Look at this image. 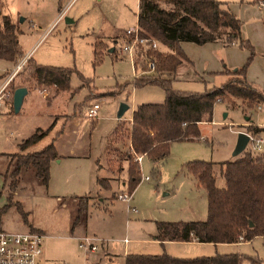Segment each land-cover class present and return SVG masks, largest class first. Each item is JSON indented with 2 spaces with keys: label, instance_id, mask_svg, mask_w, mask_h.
<instances>
[{
  "label": "rangeland",
  "instance_id": "374dc122",
  "mask_svg": "<svg viewBox=\"0 0 264 264\" xmlns=\"http://www.w3.org/2000/svg\"><path fill=\"white\" fill-rule=\"evenodd\" d=\"M37 1L0 0L1 14L12 22L26 17L16 35L22 54L15 62L30 50V57L37 64L72 68L76 72L70 74L67 90L46 93L53 97L47 106L40 105L46 114H40L34 97L16 113L8 109L12 108V95H7L2 103L0 112L8 111L5 113L11 117H0V231L23 233L30 228L41 231V264H124L126 255L194 258L227 253L256 257L264 264V240L258 236L249 241L219 245L161 244L153 238L157 221L206 218L205 192L188 173V164L196 160L214 162L215 185L222 187L217 163L233 158L236 135L239 131L245 132V124L242 125L245 115L264 126V104L246 108L238 100L233 107L217 101L212 107L211 121L197 124V138L171 142L168 154L157 165L145 156L136 162L125 137H117L108 146L107 143L120 124L124 129L129 125L128 117L136 105L162 103L165 92L158 85L133 86L134 77L148 78L155 74V69L144 73L148 67L147 61L142 62L141 54L136 53L138 56L132 60L120 53L124 35L105 44L101 42L104 47L99 50L98 61L94 62L92 52L94 42L107 40L112 27L123 32L135 28L134 7L125 4L131 0H76L65 18L76 9L80 13L71 23H65L63 18L48 32V17L37 13ZM218 1L225 3L240 20L241 38L253 47L254 55L246 71L251 67L253 76L264 78V65L257 60L264 53L260 50L264 46L260 24L264 11L259 9V1ZM85 5L88 8L83 10ZM181 43L180 48L190 63L181 62L186 65L179 66L173 76L167 77L170 89L178 92L202 93L219 87L227 77L224 71L240 67L249 55L246 48L237 44L183 42L182 46ZM155 44L154 50L167 52L156 40ZM107 48H113L114 52H108ZM145 49L138 45L136 51ZM5 62L0 59V83L15 65V62ZM37 88L33 85L30 94L44 97ZM93 102L99 108L95 118L88 119L85 111ZM120 103L126 104L127 109L117 118ZM52 121V128L35 146L39 150L52 143L57 153L49 163L47 184L43 185L30 169H22L18 176H13L16 158L12 159L9 154L18 151V137H26L35 127L44 129ZM115 147L119 153L111 150ZM128 152L131 161L139 166L141 177L130 192L128 203L134 212L128 211V203L116 198V194L129 191L126 164L120 171L122 158ZM260 152L264 153V144ZM9 159L13 160L12 165H8ZM101 178L107 180L108 186L99 184ZM83 197L88 203L75 219L78 199ZM83 237L96 243V251L90 253L78 247ZM91 256L97 258L89 262L87 259ZM241 264L250 262L245 258Z\"/></svg>",
  "mask_w": 264,
  "mask_h": 264
},
{
  "label": "trees",
  "instance_id": "16d2710c",
  "mask_svg": "<svg viewBox=\"0 0 264 264\" xmlns=\"http://www.w3.org/2000/svg\"><path fill=\"white\" fill-rule=\"evenodd\" d=\"M258 1L264 4V0ZM136 26L139 36L156 40L167 48V52L150 48L136 51L138 55L141 54L142 62L152 61L155 74L148 78L134 77L133 86L158 85L164 90L165 98L162 103L136 105L131 112L129 125L124 129L123 124H120L107 146L117 137H125L130 152L145 156L157 165L168 154L171 142L192 140L199 136L197 124L211 121L215 102L223 101L233 107L234 101L238 100L246 108L264 103V94L245 77L246 68L254 55L253 47L241 38V22L225 3L218 0H138ZM17 33L16 26L8 17L1 16V60L15 62L21 56ZM181 42L196 45L217 42L222 46L237 44L238 47L246 48L249 55L240 67L224 71L227 77L219 87L202 93L178 92L170 89V80L167 77L175 74L181 62L190 63L180 48ZM103 47L101 42H94V62L98 61L99 50ZM137 54L135 56H138ZM133 65L135 67V62ZM22 69L23 71H18L7 85V91L11 94L20 85L15 77H20V83L25 85L27 90L37 85V89L45 88L49 93L50 88L53 94H59L69 88L70 74L76 72L72 68L36 64L29 58ZM48 98L46 94L44 99ZM53 123L54 121L45 129H35L20 141L18 149L23 150L37 142L51 129ZM243 127L245 132L252 136L264 132V127L252 124ZM111 150L118 152L116 147ZM10 157L16 158L13 176L16 177L21 167H31L35 176L46 185L49 163L57 157V153L53 144L49 143L39 150L17 152ZM131 159L129 152L122 158L127 161L128 192H131L141 179L139 166ZM214 165V162L196 160L187 166V171L195 179L196 185L205 192L206 218L191 221H157L154 239L194 240L215 245L239 242V236L242 241H249L256 236L264 238V160L261 155L246 147L237 156L218 162L223 179L222 187L215 185ZM85 204L84 197L78 199L75 219L85 208ZM245 258L250 264H261L256 257H245L237 253L194 258H174L165 254L126 255L124 264H241Z\"/></svg>",
  "mask_w": 264,
  "mask_h": 264
},
{
  "label": "built area",
  "instance_id": "2783aa9c",
  "mask_svg": "<svg viewBox=\"0 0 264 264\" xmlns=\"http://www.w3.org/2000/svg\"><path fill=\"white\" fill-rule=\"evenodd\" d=\"M258 3L260 4V7L264 9V4L261 1ZM64 12L65 7L57 13L55 20H60L63 17ZM123 35L124 41L120 44L119 51L120 53L127 54L132 60L135 56L138 45L150 49H154L156 47L154 39L139 36L137 26L133 29H126ZM28 55L29 53L22 56L19 61L15 63L14 68L8 72L1 81L0 108L7 95H9V97L12 95L7 91V85L14 75L21 69L27 60ZM147 67L148 68L144 73L153 72L154 66L152 61H147ZM37 92L41 93L42 96H45L47 93L45 88H40ZM98 108L99 105L97 102L92 103L87 107L85 117L88 119H94ZM245 133L249 137L247 146L250 150L256 153L260 152L261 146L264 144V137L259 135L252 136L247 132ZM141 157L142 155L134 154V161L139 162ZM144 179H146V177ZM116 198L128 203L130 200V192L119 193L116 195ZM128 211L135 210L133 208H128ZM42 238V233L37 230H28L23 233H7L0 231V264H41L39 258L42 253ZM238 240L242 241V237L239 236ZM78 247L90 253H93L97 249L96 243L86 237H83L78 241ZM61 264L67 263L62 262Z\"/></svg>",
  "mask_w": 264,
  "mask_h": 264
},
{
  "label": "crops",
  "instance_id": "0c3cea01",
  "mask_svg": "<svg viewBox=\"0 0 264 264\" xmlns=\"http://www.w3.org/2000/svg\"><path fill=\"white\" fill-rule=\"evenodd\" d=\"M76 2V0H38L37 1V3L35 4V8L37 9V13L38 14H42V15H44L45 17H48V22H47V24L48 23H50L49 25H48V28H47V30H46V32H48V31H50V29H51V27H52V25L53 24H57V23H59L63 18H65V16H66V14H68V11L72 8V6L74 5V3ZM137 2H138V0H131L129 3H125V4H129L130 6H132V7H134V12H133V15H134V17H135V24H136V11H137ZM83 5L81 4V7H82ZM65 7V12H64V15H63V17L60 19V20H58V21H56L55 20V18H56V15H57V13L62 9V8H64ZM86 8H88V5H85L82 9L84 10V9H86ZM259 9H261L262 11H263V9L259 6ZM82 10V11H83ZM80 13V10H74L71 14H69V17H66L65 19H64V21H65V23H71L72 22V18H74L75 17V15L76 14H79ZM1 16H4L3 14H1V9H0V17ZM68 16V15H67ZM100 16L101 17H103L104 16V13H101L100 14ZM25 18L26 17H21V18H19L18 19V21H16V22H12L9 18V20L16 26V28H17V30H18V32L20 31V24L25 20ZM260 24H261V27H262V31H263V34H264V22L263 21H261L260 22ZM50 27V28H49ZM108 33H111V35L110 36H108V39L107 40H104V41H99V42H102V43H107L108 42V40L110 41V40H118L119 38H121V36L123 35V30L122 29H115V27H112L109 31H108ZM95 42H97V41H95ZM18 43V42H17ZM181 45L183 46L184 45V43L182 42L181 43ZM108 50V52H114V49L113 48H107ZM262 52H264V46H263V49H260ZM30 50L28 51V52H26L25 54H23V56L24 55H26V54H28L29 53V55H28V58L30 59V60H32L31 59V57H30ZM92 52H93V50H92ZM27 58V59H28ZM257 60H259L260 61V63L262 64V65H264V53H261L258 57H257ZM33 62H34V60H32ZM10 61H6L5 63H9ZM10 63H12V62H10ZM16 63V62H15ZM183 63H186V64H189V63H187V62H183ZM183 63H181L179 66H181V65H186V64H183ZM37 64V63H36ZM40 65H42V64H40ZM49 66H51V65H49ZM67 68V67H66ZM251 69V67L246 71V78L253 84V86L258 90V91H260L262 94H264V78L261 76V78H258V77H256V76H253L251 73H250V70ZM2 77H3V75H2ZM3 80V79H2ZM1 80V81H2ZM15 80L16 81H18L17 83L18 84H20V85H18V87H23L24 86V88H25V85H22L20 82V77H15ZM31 90H32V88H30V89H26V94L23 96V98H22V102H21V105H20V108H21V106L25 103V104H27V103H30V100L32 99V97H34V99L37 101V103L39 104L38 106H39V111H40V114L43 112V114H46L45 112H44V108L43 107H40V105L42 104V103H44L46 106L49 104V102L50 101H52V99H53V97L52 96H49V98L48 99H44V97H38V96H36V95H31L30 94V92H31ZM49 90V92L51 91L50 90V88L48 89ZM56 96V95H55ZM94 103V102H93ZM260 103H263V102H260ZM259 104V103H258ZM264 104V103H263ZM8 106V105H7ZM11 107H12V105H11ZM20 108H19V110H20ZM9 109V111H12L11 109L12 108H8ZM18 110V111H19ZM133 110V109H132ZM5 112H8V111H4V112H0L2 115L0 116V117H3V118H6V119H8V118H10L11 117V115L9 114H6ZM132 112V111H131ZM73 115V113L70 115V116H72ZM130 116H131V114H130ZM130 116L128 117V120L130 119ZM128 120H126V121H128ZM251 123H253V124H255L256 126H259V127H264V126H262V125H259V124H257V123H255L253 120H251L250 119V116H244V122H243V124L242 125H247V124H251ZM54 124V123H53ZM49 126V125H48ZM47 126V127H48ZM46 127V128H47ZM37 128H39V129H43V128H40V127H35L34 129H33V131H31L27 136H29L32 132H34V130L35 129H37ZM52 128V127H51ZM45 129V128H44ZM47 134V133H46ZM45 134V135H46ZM44 135V136H45ZM26 136V137H27ZM43 136V137H44ZM259 136H262V137H264V132H262V133H260V135ZM26 137H24V138H26ZM42 137V138H43ZM17 138V137H16ZM24 138H21V137H18V141H17V147H18V144L20 143V141L21 140H23ZM41 138V139H42ZM41 139H39L37 142H35V143H33V144H31V145H29V146H27V147H25L23 150H19L18 149V151H16V152H12V153H10L9 155H11V154H14V153H17V152H20V153H27V152H33V151H36V144L41 140ZM247 145H248V143H247ZM246 145V147H248ZM263 145V144H262ZM261 150V149H260ZM259 154L261 155V157H262V159L264 160V153H262V152H259ZM60 160H58L57 162H59ZM12 163H13V160L12 159H9V164L8 165H12ZM96 163V165L97 166H99L98 165V163H97V161L95 162ZM123 164H126V166H127V161H125V160H122V162H121V166H120V171H122L123 170ZM49 166H50V164H49ZM22 169H30V170H32L33 171V169L31 168V167H21L20 169H19V172L22 170ZM109 171V170H108ZM19 172H18V174H19ZM34 172V171H33ZM18 174H17V176H18ZM126 174H127V168H126ZM99 181V184H106V186H108V184H107V180L105 179V178H101V179H98ZM117 195V194H116ZM7 199H8V196H7ZM131 199V198H130ZM130 201V200H129ZM86 203H88V200L86 201ZM128 208H131V207H129V203H128ZM76 212H77V209H76ZM134 212V211H133ZM29 230H37V229H33V228H30ZM37 231H39V230H37ZM41 232V231H40ZM154 235H155V233H154ZM154 235H153V238H154ZM258 237H260V236H258ZM260 238H262V237H260ZM263 239V238H262ZM154 240H156V239H154ZM156 241H158L159 243H161V244H163V243H166V242H194V243H202V242H197V241H194V240H191V241H159V240H156ZM235 243H237V242H235ZM219 244H225V243H219ZM219 244H215V245H219ZM227 244H231V243H227ZM213 245V244H212ZM41 256H42V253H41ZM41 256H40V258H39V260H40V263H42V259H41ZM87 258V257H86ZM97 258V256H91L89 259H87V260H89V262H90V259H91V261H92V259L93 260H95Z\"/></svg>",
  "mask_w": 264,
  "mask_h": 264
},
{
  "label": "water",
  "instance_id": "95a60500",
  "mask_svg": "<svg viewBox=\"0 0 264 264\" xmlns=\"http://www.w3.org/2000/svg\"><path fill=\"white\" fill-rule=\"evenodd\" d=\"M25 94H26V89L24 87H17L13 90L11 97V101H12L11 105H12V111L14 113L18 112L22 102V98ZM126 109H127V105L124 103H120L116 112V117L120 118ZM248 141H249L248 135L245 132L239 131L236 135L234 147L231 153L232 156L234 157L240 154L246 148Z\"/></svg>",
  "mask_w": 264,
  "mask_h": 264
}]
</instances>
